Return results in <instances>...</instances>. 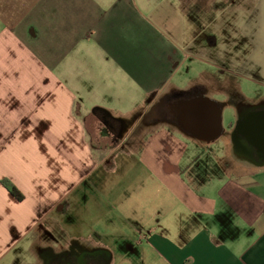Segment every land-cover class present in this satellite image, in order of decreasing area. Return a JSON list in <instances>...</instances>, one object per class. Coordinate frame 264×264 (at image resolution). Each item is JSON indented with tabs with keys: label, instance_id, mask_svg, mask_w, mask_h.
<instances>
[{
	"label": "crops",
	"instance_id": "0c3cea01",
	"mask_svg": "<svg viewBox=\"0 0 264 264\" xmlns=\"http://www.w3.org/2000/svg\"><path fill=\"white\" fill-rule=\"evenodd\" d=\"M192 15L184 0H0V181L23 195L0 182V264L24 245L23 264H43L56 225L60 245L113 264H264V158L243 122L236 149L231 124L215 136L211 116L151 114L196 86L223 99L201 81L215 73L179 84Z\"/></svg>",
	"mask_w": 264,
	"mask_h": 264
},
{
	"label": "rangeland",
	"instance_id": "374dc122",
	"mask_svg": "<svg viewBox=\"0 0 264 264\" xmlns=\"http://www.w3.org/2000/svg\"><path fill=\"white\" fill-rule=\"evenodd\" d=\"M184 3L192 5L193 18L186 29L193 35L190 43L196 46H192L194 55L184 62L179 84L187 86L188 81L207 71L215 73L210 77L201 75V81L209 80L211 95L224 98L228 89L231 92L243 89L250 99L264 96V0H184ZM235 112L233 108L223 112V125L229 127L236 121ZM92 140L98 141L95 135ZM109 141L113 137L106 139L108 144ZM58 229L56 225V231L44 230L40 239L57 248L62 239ZM25 248L24 245L17 251L21 252L18 264L37 259ZM116 264H123V260L119 258Z\"/></svg>",
	"mask_w": 264,
	"mask_h": 264
},
{
	"label": "flooded vegetation",
	"instance_id": "af4514ba",
	"mask_svg": "<svg viewBox=\"0 0 264 264\" xmlns=\"http://www.w3.org/2000/svg\"><path fill=\"white\" fill-rule=\"evenodd\" d=\"M210 41V40H209ZM228 94L222 101H215L217 107L225 104H232L235 108L236 121L231 124L232 142L234 148L239 147V136L242 134V122L247 129V134L254 147H258L259 151L256 158H264V97L259 96L250 99L245 91L231 92L228 89ZM206 88L203 86H196L193 91L184 93H172L164 96L159 103H157L151 114L155 118L179 123L182 122L183 114L189 115L193 110L188 105L196 100L205 97ZM226 95V94H225ZM198 104V103H197ZM202 116L210 118V108L201 104ZM104 131L119 134L121 125L114 121L106 120L102 122ZM39 255L43 259V264H113V255L110 250L98 245L89 243H80L78 241H71L66 245H59L57 248H40Z\"/></svg>",
	"mask_w": 264,
	"mask_h": 264
},
{
	"label": "water",
	"instance_id": "95a60500",
	"mask_svg": "<svg viewBox=\"0 0 264 264\" xmlns=\"http://www.w3.org/2000/svg\"><path fill=\"white\" fill-rule=\"evenodd\" d=\"M202 102H207L208 105L212 106L215 109V115H210V122L209 124L212 126L214 132H215V136L218 135L222 129V120H221V109L220 107H217V104L214 100H211L207 97H203L202 99H200L199 101H194L192 102L191 105H193V107H191L193 110L191 111V113H189L190 115H194V119L196 118V116L200 117L203 113H202ZM195 103V104H194ZM198 103V104H197ZM204 105V104H203ZM186 115V114H185ZM198 126L201 128L203 127L202 125L198 124Z\"/></svg>",
	"mask_w": 264,
	"mask_h": 264
},
{
	"label": "trees",
	"instance_id": "16d2710c",
	"mask_svg": "<svg viewBox=\"0 0 264 264\" xmlns=\"http://www.w3.org/2000/svg\"><path fill=\"white\" fill-rule=\"evenodd\" d=\"M1 184L17 199V200H22L23 199V195L22 193L19 191V189L12 184L9 180L7 179H2Z\"/></svg>",
	"mask_w": 264,
	"mask_h": 264
}]
</instances>
